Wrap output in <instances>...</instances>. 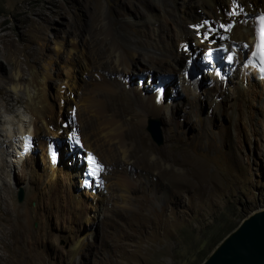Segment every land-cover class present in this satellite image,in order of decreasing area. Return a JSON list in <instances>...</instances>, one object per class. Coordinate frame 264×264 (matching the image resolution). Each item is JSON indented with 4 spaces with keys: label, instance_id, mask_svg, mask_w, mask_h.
<instances>
[{
    "label": "bare ground",
    "instance_id": "obj_1",
    "mask_svg": "<svg viewBox=\"0 0 264 264\" xmlns=\"http://www.w3.org/2000/svg\"><path fill=\"white\" fill-rule=\"evenodd\" d=\"M160 1L114 0L100 14L95 6L88 14V29L82 26L74 40L67 36L75 28L61 39V31L52 27L49 17L35 29L36 46L19 47L2 39L0 89L7 85V97L0 96V264H44L47 218H53L56 231L74 234L70 257L86 246L101 204H109L112 210L118 205L135 209L133 219L141 220V209L148 204L143 197L135 200L141 172L153 195L159 191L158 176L165 178L176 196L178 188L188 187L191 176L203 175L202 161L184 148L187 136L171 131L172 125L181 129L184 119V113L178 115L182 92L187 91L195 102L213 101L216 113L229 103L234 135L240 122L246 127L251 120L261 130L264 127V85L248 66L247 56L255 32L247 16L264 13V0H176L175 9L160 7ZM126 9L131 16L123 24L118 18L123 19ZM230 21L235 25L223 31ZM128 26L137 27V37L125 30ZM210 27L213 34L227 33L225 42H246L249 49L245 54L239 45L236 68L233 74H225V80L209 75L198 81L184 71L185 58L201 46H213ZM49 43L53 56L45 52ZM59 70L62 79L52 93L48 83ZM148 73L154 77L151 83ZM158 80L168 84L161 95L153 91ZM122 91H127L133 108ZM17 104L22 111L14 110ZM194 107L190 104L185 112H195ZM161 116L169 144L154 148L147 145L141 128ZM77 130L83 147L104 165L102 178L109 182L103 181V189L95 193L80 189L76 167L69 169L63 162L50 165L45 155L46 138ZM24 134L34 136V148L20 160L15 158V147ZM161 161L169 168L161 170ZM11 169L15 188L26 191L21 208L8 205L6 177ZM30 199L35 201L33 208L28 206ZM34 221L36 229L31 228ZM57 257L55 249L52 264H58Z\"/></svg>",
    "mask_w": 264,
    "mask_h": 264
},
{
    "label": "rangeland",
    "instance_id": "obj_2",
    "mask_svg": "<svg viewBox=\"0 0 264 264\" xmlns=\"http://www.w3.org/2000/svg\"><path fill=\"white\" fill-rule=\"evenodd\" d=\"M92 1L0 0V50L3 46L2 39L5 38L7 42L19 47L26 43L36 46L38 34L35 29L45 17L52 19V27L59 28L61 39L67 35V30L75 28V32L71 31L67 36L74 40L82 26L88 29V14L93 7L96 6V11L100 14L114 0ZM157 3L162 8L175 9L177 1L161 0ZM125 12L123 19L118 18L123 24L131 16L130 11L126 9ZM28 28L32 30L26 31ZM136 29V26H128L125 30L137 37ZM200 49L204 47L201 46ZM45 52L53 56L51 43ZM21 58L19 55L18 59ZM61 73V70L55 73L48 83L50 92H54L57 82L62 79ZM6 87L7 85L0 89L2 99L7 97ZM122 96L133 108L127 91H122ZM188 104L196 105L192 108L195 112L192 110L189 114L186 113ZM213 105V101L209 99L195 102L187 91L182 92L178 110V115L184 113L182 126L181 129L171 126L174 133L180 131L187 136L184 148L202 161L205 169L203 175L191 176L188 187L178 188L179 194L176 196L165 178L158 176L159 191L153 195L145 184L146 174L140 171L135 200L142 197L148 200V204L141 209L143 218L139 221L137 218L133 219L135 209L129 210L118 205L117 209L112 210L109 204H101L96 224L92 225L91 234L86 236V246L71 257L74 234L70 230L56 231L53 218H47L44 228L49 232V239L43 263L52 264V253L56 249L58 264H68V258L71 260L69 264H200L218 241L244 217L263 208L264 127L261 130L251 120L246 127L240 122L234 135L229 103H224L217 113L214 112ZM14 110L22 111V107L17 104ZM209 115L211 117L207 121ZM151 121L159 123L161 144H157L147 131ZM142 128L141 132L147 136V145L163 148L169 144L163 116L151 119ZM75 134L79 136V130ZM57 138H64V135ZM166 164L164 161L159 162V168L168 169ZM62 165L65 167L66 161ZM6 179L10 181L7 192L9 208L23 207L26 191L15 188L12 169ZM103 180L105 185L109 183L105 176ZM20 190L23 192V199L19 203L16 196ZM106 192L104 190L103 193L106 195ZM28 206H35L34 199H30ZM36 227L37 223L34 221L31 228Z\"/></svg>",
    "mask_w": 264,
    "mask_h": 264
},
{
    "label": "water",
    "instance_id": "obj_3",
    "mask_svg": "<svg viewBox=\"0 0 264 264\" xmlns=\"http://www.w3.org/2000/svg\"><path fill=\"white\" fill-rule=\"evenodd\" d=\"M147 131L157 144L162 143L159 123L151 121ZM16 197L22 202L23 192L18 191ZM200 264H264V209L244 217Z\"/></svg>",
    "mask_w": 264,
    "mask_h": 264
},
{
    "label": "clouds",
    "instance_id": "obj_4",
    "mask_svg": "<svg viewBox=\"0 0 264 264\" xmlns=\"http://www.w3.org/2000/svg\"><path fill=\"white\" fill-rule=\"evenodd\" d=\"M151 74L152 73H148V75L152 76ZM192 77L196 79L195 76L192 75ZM206 77L207 76L204 75L200 79ZM153 78H148L149 82L152 81ZM200 79L196 80L200 81ZM159 84H162L164 86L163 92L166 91L168 85L165 84L164 81L158 80V83L153 85V91L157 94H160L157 92V87ZM68 119H72L73 121L75 120V117H69ZM28 135L24 134L16 141L17 144L15 147V158L22 160L24 157L28 156L33 151L34 136L32 134L30 135V137H28V147L25 148V141L23 137H27ZM49 146H51L52 152L55 154L54 159L49 155ZM45 155L50 165H57L58 162L62 163L63 161H66V165L69 168L76 167L78 171V178L80 179L79 186L81 190L95 193L96 191L103 189L104 180L102 178V174L104 171V165L99 161L98 157L92 151L86 150L83 147L82 142L80 141V137L77 136L75 133L67 135L64 138H46ZM86 157H92L94 159L95 164L99 166V169L96 171L95 177L90 175L88 179L85 176L83 177L84 172H86L90 168L89 163L85 161ZM89 182L91 183L88 184Z\"/></svg>",
    "mask_w": 264,
    "mask_h": 264
},
{
    "label": "snow or ice",
    "instance_id": "obj_5",
    "mask_svg": "<svg viewBox=\"0 0 264 264\" xmlns=\"http://www.w3.org/2000/svg\"><path fill=\"white\" fill-rule=\"evenodd\" d=\"M235 6V5H234ZM230 15H235L234 12L230 13ZM257 24L255 25V37H254V43L252 45L251 49V55L249 56V61L253 59L257 55V52L259 53L260 56V71L264 72V16H260L256 18ZM225 29H228L231 27V24L224 25L223 26ZM231 59V57H229ZM25 141V148L28 147V137H23ZM49 155L54 159L55 154L52 152L51 146H49ZM88 163L90 165L89 168V175H92L95 177L96 171L99 169V166L95 164L94 160L89 157L88 158Z\"/></svg>",
    "mask_w": 264,
    "mask_h": 264
},
{
    "label": "trees",
    "instance_id": "obj_6",
    "mask_svg": "<svg viewBox=\"0 0 264 264\" xmlns=\"http://www.w3.org/2000/svg\"><path fill=\"white\" fill-rule=\"evenodd\" d=\"M221 240V239H220Z\"/></svg>",
    "mask_w": 264,
    "mask_h": 264
}]
</instances>
